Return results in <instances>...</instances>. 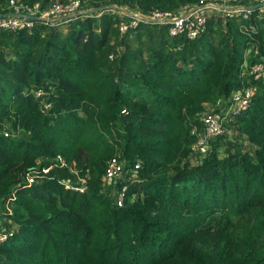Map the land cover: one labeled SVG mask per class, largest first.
<instances>
[{
  "label": "trees",
  "instance_id": "obj_1",
  "mask_svg": "<svg viewBox=\"0 0 264 264\" xmlns=\"http://www.w3.org/2000/svg\"><path fill=\"white\" fill-rule=\"evenodd\" d=\"M86 1L143 14L198 2ZM116 23L103 13L66 32L0 30V264H264V78L242 68L248 48V66L263 62L264 13L211 17L193 40L157 24L120 35ZM248 88L246 109L192 164L202 116ZM57 156L66 166L42 173ZM114 157L139 163L138 180L105 185ZM78 179L83 193L61 184ZM123 187L119 207L111 190Z\"/></svg>",
  "mask_w": 264,
  "mask_h": 264
},
{
  "label": "built area",
  "instance_id": "obj_2",
  "mask_svg": "<svg viewBox=\"0 0 264 264\" xmlns=\"http://www.w3.org/2000/svg\"><path fill=\"white\" fill-rule=\"evenodd\" d=\"M254 9L259 14L264 13V0H198L196 4H188L176 9L175 11H161L153 9L143 14L138 10L129 9L126 6H111L106 9L92 12L93 9H87L85 1L67 0L66 2H55L50 6L41 8L39 3L27 5L19 0H9L0 7V30L8 32L31 31L37 26H43L47 29L64 31L69 24L84 20L89 17H100L103 13H110L118 18L116 28L120 35L125 34L129 30L136 29L140 24L153 25L157 24L167 29L169 37H184L193 40L206 32L207 22L211 17L221 19L224 23L232 18L248 19ZM247 32L246 27H242ZM251 32L253 30H250ZM252 49L248 48L244 53L243 71L248 72L254 80L264 78V58L263 62L255 63L248 66V57ZM257 49L254 54H257ZM113 57L110 56V59ZM255 89L248 88L243 91L234 92L231 97V105L225 111L209 113L203 115L200 119L203 123V135L197 139V142L191 146L192 154L190 161L192 164L197 163L208 148V139L214 136L224 134L225 118L230 113L236 114L245 110L250 98L253 96ZM36 98L44 97V92L38 89L33 92ZM45 104V109L48 108ZM9 133L5 131L4 136ZM65 167L66 162L60 156H57V162L42 169V173H48L54 167ZM139 163L134 164L133 168L125 169V164L118 158H111L107 163V168L102 176V182L105 185H113L122 178L123 175L129 174L134 181L138 180ZM40 173L36 177H39ZM34 175H27L24 178L26 184L34 182ZM61 184L66 189L73 190L78 193L86 191L85 179H78L75 184L62 180ZM127 189L123 187L121 191L111 190V194L117 206H121ZM0 232V241L6 239V235ZM3 233V234H2Z\"/></svg>",
  "mask_w": 264,
  "mask_h": 264
},
{
  "label": "rangeland",
  "instance_id": "obj_3",
  "mask_svg": "<svg viewBox=\"0 0 264 264\" xmlns=\"http://www.w3.org/2000/svg\"><path fill=\"white\" fill-rule=\"evenodd\" d=\"M86 5H87V9L89 10L90 8H89V5H88V2L87 1H86ZM92 12H98V11L92 10ZM63 32H66V31H63ZM234 135H235V133L234 132L232 133V131H230V129L227 130V137L228 138H233ZM245 148L246 149L248 148V145L247 144H245ZM14 229H16V226H13V230Z\"/></svg>",
  "mask_w": 264,
  "mask_h": 264
},
{
  "label": "water",
  "instance_id": "obj_4",
  "mask_svg": "<svg viewBox=\"0 0 264 264\" xmlns=\"http://www.w3.org/2000/svg\"><path fill=\"white\" fill-rule=\"evenodd\" d=\"M94 10L99 11V10H101V8H97V9H94Z\"/></svg>",
  "mask_w": 264,
  "mask_h": 264
}]
</instances>
